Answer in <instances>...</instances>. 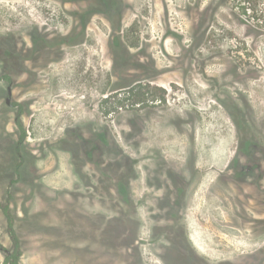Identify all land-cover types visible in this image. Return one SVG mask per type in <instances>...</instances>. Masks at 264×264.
Listing matches in <instances>:
<instances>
[{
    "label": "rangeland",
    "instance_id": "rangeland-1",
    "mask_svg": "<svg viewBox=\"0 0 264 264\" xmlns=\"http://www.w3.org/2000/svg\"><path fill=\"white\" fill-rule=\"evenodd\" d=\"M4 75L0 244L9 203L21 264H168L177 223L210 261L262 264L264 194L229 162L264 149V0H0ZM194 154L203 179L178 211L152 182L162 161L188 178Z\"/></svg>",
    "mask_w": 264,
    "mask_h": 264
},
{
    "label": "flooded vegetation",
    "instance_id": "flooded-vegetation-1",
    "mask_svg": "<svg viewBox=\"0 0 264 264\" xmlns=\"http://www.w3.org/2000/svg\"><path fill=\"white\" fill-rule=\"evenodd\" d=\"M241 145L243 146V144H239L237 147V153L240 155H242L239 150ZM244 146L247 147V143L244 144ZM243 154L247 156L244 161H242L241 158H234L229 162V173L233 176V182L238 189L242 190L245 185H249L248 183L252 181L250 185L254 187L259 196L263 195L264 187L262 182L264 180V149H260L256 145L252 144L251 148H248L246 152H243ZM184 166L186 167L185 171L188 173V178L184 177L179 169L162 161L160 164L158 163L157 172H162L163 175L156 176L154 178V182H152L158 191L168 192L169 194H173L172 192H174L175 189L177 190L180 188L178 193L182 195L183 202L180 204L178 211L187 206L188 201L185 199H189L193 195L194 190L191 188V191H189L190 185H192V183L196 180L201 182L203 179V174L197 167L196 154H194L190 159H187ZM138 178L139 177H136L134 181ZM117 185L119 195L123 196L125 194H129V186L124 178H121ZM178 193L176 196L179 195ZM246 197L250 198L248 195ZM262 203L264 202L262 201L260 204ZM175 225L179 228L176 230V233L180 234L182 238H166L167 246L166 244L163 246L164 248H162V250H165V252L162 255H159L160 260L168 264H236V261L232 260L210 261L209 258L200 255L189 238L186 226L183 223H177ZM174 228L175 226H171L172 231ZM252 228L259 231L261 235L264 234V221L261 220L252 223ZM256 251L257 253L254 255L251 253V260L254 259L257 261L259 256H263L260 260L262 261V264H264V248L261 247V249H257Z\"/></svg>",
    "mask_w": 264,
    "mask_h": 264
},
{
    "label": "trees",
    "instance_id": "trees-1",
    "mask_svg": "<svg viewBox=\"0 0 264 264\" xmlns=\"http://www.w3.org/2000/svg\"><path fill=\"white\" fill-rule=\"evenodd\" d=\"M0 80H3L5 82H7L8 84L12 83V79L8 75L0 76ZM138 87H134V88L129 89L128 93L131 94L132 97H138L139 98L140 93L137 90ZM139 103H140V98H139V100L135 101V104H139ZM14 106L18 107V112H17L16 118H15V123L20 130L19 141H18V144L16 146V153H17L19 161H20L17 165L16 172H17V175H19V169L22 165L21 164L22 163L21 148H22V145L26 142L27 132H26V129L22 123L23 106L21 104H18V103L14 104ZM178 183H180V182H178ZM179 191H180V188H178L177 190L175 189V191L172 192V193H174V197L176 198V200L178 199L176 204H181L183 202L182 195L178 193ZM177 193L179 194L178 196H176ZM177 210H178V208H177ZM2 213L6 219L7 231H8V234L10 236L11 243H12L11 249H6L0 244V251H2L4 253V256H5L3 264H21V258L23 255L22 244H21V240H20L19 235H18L17 230H16L14 215L12 213L11 206L9 205V203L2 206Z\"/></svg>",
    "mask_w": 264,
    "mask_h": 264
},
{
    "label": "water",
    "instance_id": "water-1",
    "mask_svg": "<svg viewBox=\"0 0 264 264\" xmlns=\"http://www.w3.org/2000/svg\"><path fill=\"white\" fill-rule=\"evenodd\" d=\"M11 98H12V89L8 87V97L6 99V103L10 106L11 105Z\"/></svg>",
    "mask_w": 264,
    "mask_h": 264
}]
</instances>
